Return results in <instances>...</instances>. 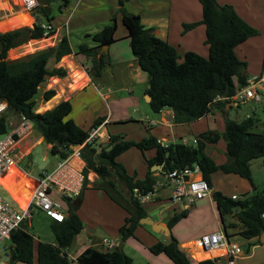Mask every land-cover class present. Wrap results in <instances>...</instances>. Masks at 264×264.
Listing matches in <instances>:
<instances>
[{
  "label": "trees",
  "instance_id": "16d2710c",
  "mask_svg": "<svg viewBox=\"0 0 264 264\" xmlns=\"http://www.w3.org/2000/svg\"><path fill=\"white\" fill-rule=\"evenodd\" d=\"M52 1L54 0H40L41 14H45L50 29L43 28L39 23L33 28L23 27L0 32V99L9 104V111L0 119L2 134L11 129L10 115L15 113L20 119L25 118L33 124L34 129L50 145L51 154L58 156L60 160L66 159L76 147L82 146L80 156L85 162L86 182L89 172L94 171L99 176L94 188L104 191L128 214L119 230L121 242L135 237L137 228L141 226L140 221L148 217L139 194L147 195L155 190L158 177L151 171L154 165L163 164V171L160 172L165 175L168 171L184 169L197 163L202 169L203 178L211 187L212 175L218 171L238 175L252 183V163L262 159L264 168V131L254 130L259 122L255 116H249L242 121L226 116L223 135L216 131L200 134L196 137V147L182 142L163 147L156 139L144 144L119 136L117 138L116 135L107 145L87 143L91 130L99 126L103 119H98L89 130L83 129L73 119H68L73 112L70 100L62 101L45 112H37L40 104L35 97L45 82L52 77L64 78L68 75L64 68L48 69L50 59L54 58L59 62L72 54L68 36H63L57 46L32 56L9 62L7 57L13 48L56 34L57 31L49 19ZM61 1L65 7L70 2ZM129 1L118 0V4L122 12V22L128 30L132 54L141 70L148 75L150 88L147 94L152 98V110L155 113H160L166 108L173 110L176 124L199 120L213 109L226 114V107L232 101L215 102V99L233 97L247 84L248 64L238 57L236 49L259 32L248 24L232 5L220 4L217 0H199L203 19L184 24V33L204 24L210 55L205 58L189 51L180 62L175 46L155 35L153 29L147 28L139 14L126 10ZM117 29L114 17L112 24L105 26L100 32L85 35L95 46L86 43L78 46L77 54L91 62L87 71L93 79L102 77L107 56L105 48L119 41L116 38ZM55 95V90L45 91L43 102L50 101ZM222 136L226 141L228 161L218 165L207 149L209 145L218 143ZM138 146L146 150H157V155L148 160L149 171L145 179L130 175L118 160ZM212 197L222 226L230 238L241 236L245 240L256 239L258 244H264V193L251 199L242 197L240 200H233L220 192H214ZM60 201L65 220L52 223L56 243L36 241L28 231H15L11 240L4 246L5 254H0V264H35V260L36 264H71L67 249L85 228L78 214L83 203V193L76 199L62 198ZM187 212L175 214L168 221V226L172 229ZM226 215L233 217L235 221L227 224ZM229 228L233 232L230 233ZM150 251L155 255L165 254L175 264H194L174 236L169 242L159 241L150 247ZM77 261L79 264H133L132 259L125 252H120L118 247L108 252L89 247ZM200 264H218V260L208 259Z\"/></svg>",
  "mask_w": 264,
  "mask_h": 264
},
{
  "label": "crops",
  "instance_id": "0c3cea01",
  "mask_svg": "<svg viewBox=\"0 0 264 264\" xmlns=\"http://www.w3.org/2000/svg\"><path fill=\"white\" fill-rule=\"evenodd\" d=\"M217 1L220 4L232 5L235 8L236 12L248 24H250L259 32L257 36L248 39L246 42L238 46L236 49V53L241 60L247 62L248 64L246 71V75L248 76V78L261 76L264 70V0ZM169 7V15L158 17L152 22H149V24H147L145 19L140 15L142 17L143 24L146 27L153 29L155 35H157L159 38L168 41L170 44L177 48L178 54L180 56V62L184 60L185 54L189 51L196 52L199 55L208 58L210 55V51L209 45L206 44V26L204 24H200L189 32L184 33V24L198 22L203 19V10L200 1L169 0ZM175 8L180 9L179 14H176ZM58 30L59 28L56 29V34L50 38L31 40L24 45L11 49L8 52L7 61L9 62L20 60L32 56L40 51L57 46L63 37V35H60ZM64 36H68L69 38V42L72 48V54L65 56L59 62H56L54 58L50 59L48 63V69L52 70L54 68H64L67 70L68 75L64 78L52 77L45 82L41 96H43L45 91L51 89L56 91V95L46 103H44L42 99L43 103L40 104V107L44 109L42 112L54 108L62 101L70 100L72 102L75 98L80 97L81 101L86 100L88 102L87 105H90L88 113L90 114L92 121H94L95 123L98 119H103L101 124L107 122L103 130L112 137L116 135V137L119 136L124 139L126 136L127 140H134L136 142H142L144 144L151 139H156L160 145L166 147L170 144H177L179 142L192 143L190 139H192L193 134L195 135V137H197L198 135L206 133L208 131H216L215 128L210 127L211 125L209 126L208 122H217L219 113H222L225 118L226 116L230 118L232 107L240 105V102H232V105L230 107L227 105L226 114L219 110L213 109L207 116L185 124H176L174 122V112L171 109L166 108L163 109L160 113L152 112V115H150V109L148 108H151V106L150 102L146 99L149 86L142 94V98L144 100L143 104L141 102L140 96L134 95L132 99L131 97L124 98L120 96L119 91L124 88L118 89L116 88V86H109L106 83L104 74H102V77L99 78L100 82L95 83L97 80L93 79L91 74H89V72L87 71V68L91 66V62L85 59V57L81 55L79 56L77 54L79 45L86 43L90 46H95L93 41L91 39H87L85 41L79 40L77 42L76 49L72 44L71 35L67 33ZM113 45L108 48L109 52H111ZM114 53L119 54L120 52L116 50L114 51ZM101 81L103 82L101 83ZM115 81V83L119 82V78L117 77ZM100 86H102V88H107L106 93H102L99 90ZM132 113H140L141 115L140 117L133 118L129 116V114ZM249 116L250 114H247L245 118ZM16 119L18 121H15L14 124L12 123L13 125L21 120L17 115ZM73 120L75 121V119ZM205 120H207V123L203 124V128L195 127V124H199L201 122H204ZM263 131L264 126L261 132ZM43 140V137H40L38 141L33 144L29 140L30 142L27 144L26 148L23 151L22 148L24 145L21 144L18 152L17 164L24 157L31 154L32 149ZM97 144L102 145L100 143ZM214 145L215 144H211L208 146V154L215 160L218 165L225 164L228 161L226 145L224 147V150L222 151L223 153H221L222 158L220 161L217 160L216 155L214 154L215 150L212 151V146ZM156 155V149L146 150L142 146H138L130 151V153L121 156L119 162L123 165L125 170L130 175H136L137 179H145L149 171L148 160L154 158ZM255 161H259L261 166L263 167L262 159ZM73 162L79 167L85 166L84 162L79 163L77 159H73ZM17 164L13 167L14 170L18 171V173H20L21 175L29 178L28 174L25 171L20 170ZM13 168L0 180V187H2L6 191H9V193L10 186H8V183H6L3 179L10 176ZM44 172L48 171L46 170ZM152 172H154V175L158 177V181L156 184L158 185V187L156 188L157 197L145 204L148 217H150L157 223L168 225V221L170 220V218L177 213H181L182 211H188V215L186 216L188 217L187 220H190L193 215L196 217V215L201 214V210L203 208L199 207H204L205 205H201L198 207V203H195L196 205H188L185 203V201L179 204L173 203L171 201V187L164 183V175L162 174V172ZM18 179H20V177L17 176L15 180ZM29 179L31 180L32 187L38 180H32L31 178ZM211 180V188L213 193H222L221 188L218 187L213 176ZM98 181L99 177L94 178L89 174L88 182H86V187L83 192V203L78 211L81 220L85 224V228L79 234V236H76L78 238L76 241L74 240L75 243L73 242L75 245L79 246L76 253L72 254L67 252L71 260V264H79L77 258L86 249H88L89 247H94V244L100 243L104 239L114 241L118 244L121 243L119 230L124 225L128 214L123 208L112 201L104 191L94 188L95 183ZM236 181L241 184L238 179H236ZM9 195L10 194H8V196ZM234 195L238 194H232V196ZM205 201H207L210 207L213 209V213L216 215V222L212 223L206 228L203 227L201 230H195V227L197 225L195 222L194 224L190 223L188 225H184L181 223L176 224L171 229L172 235L179 241L180 247L192 258L194 264H200L202 261L211 258H217L218 264H227L226 257H219V255L216 253H204L203 251H201V248L198 245V241L203 235L214 233L221 229H224L220 220L219 211L214 200L207 198L202 200L201 202ZM206 208H208L207 205ZM204 211L207 212L206 209ZM190 228L193 233H196V231H198L197 234H200V237H195V234H193L192 236H188ZM186 229L187 233L185 232ZM240 237L241 236H234L232 237V240L244 246L245 242H242L243 238ZM36 241L45 242L40 238ZM159 241L169 242L170 240L164 233L155 232L148 225H141L137 228L135 237H131L126 242H124L123 249L124 252L132 259L133 264H175L165 254L155 255L150 251V247L157 244ZM246 241L247 245L252 248L249 249L248 254H246L245 256H241L237 260V264H249L250 262L252 264L264 263V244H258L256 239ZM46 242L55 244L56 240H47ZM259 250H261V253H258ZM127 251L132 252V254H129ZM260 254L261 256H263L262 258L257 257ZM256 259H258L259 261Z\"/></svg>",
  "mask_w": 264,
  "mask_h": 264
},
{
  "label": "rangeland",
  "instance_id": "374dc122",
  "mask_svg": "<svg viewBox=\"0 0 264 264\" xmlns=\"http://www.w3.org/2000/svg\"><path fill=\"white\" fill-rule=\"evenodd\" d=\"M170 7L169 0H130L126 4V10L128 12L141 15L145 19L147 24L158 17L169 15ZM175 11L176 14H179L180 9L175 8ZM50 12V24L55 29L59 28L58 32L61 36H64L67 33L71 35L74 48H76L77 42L79 40H87L85 38L86 34L94 35L100 32L105 26L112 24V18L116 17V23L118 26L116 36L119 41L113 45L111 52H105L107 56L105 58V68L103 74L105 75L104 77L106 83L109 86H116V88L118 89L124 88L119 91L120 96L124 98L131 97V99L134 95L140 96L141 102L144 104L142 94L149 86L148 75L141 70L136 59L131 53L132 51L130 50L128 30L122 22V12L120 11L118 0H70L67 7L64 6L61 0H54L51 2ZM32 17L33 15H31L30 17L17 0L11 1L10 4L7 1L0 2L1 33L23 27L33 28L35 24L39 23L48 25L47 18L45 17L44 13L36 17V22H33ZM116 50L120 53H114V51ZM117 77L119 78V82L115 83V79ZM95 80H97L95 83L100 82L99 78ZM102 82L103 81H101V83ZM99 90L102 93H106L107 88H102V86H100ZM42 92L43 88L39 90V93L35 97L39 104L43 103V96H41ZM80 99V97H77L71 102L74 107V112L71 113L68 119H75L76 123L80 127L85 130H89L94 124V121H92L90 114L88 113L90 105H87L88 102L86 100L81 101ZM148 109H150L149 113L150 115H152L151 113H154V111L152 110V108ZM43 110L44 109L40 107L38 112L42 113ZM247 114H250V116H255L259 120L254 130L257 132H261L264 126V103H256L253 101L240 102L239 106L232 107L230 118L232 120L241 121ZM140 115V113L129 114V116L133 118L140 117ZM10 117L13 124L15 123V121H18V118L16 119L15 113H11ZM225 120V116L222 113H219L217 122L211 123L209 121L208 123L209 126L211 125V128H215L217 132L223 135L225 131ZM204 123H207V120L199 124H195V127L203 128ZM40 137V133L33 129V132L21 143L24 145L22 151L26 148L27 144L30 141L32 142V144L36 143ZM124 139L127 140L126 136ZM195 139L196 137L193 134L192 139H190L192 143L190 144L196 147ZM225 145L226 141L222 136L220 141L212 146V151L215 150L214 154L219 161L222 158L221 153H223L222 151L224 150ZM118 160L120 161V158ZM59 161L60 158L51 154L49 145L43 140L32 149L31 154L20 160L17 166L20 170L25 171L28 174L29 178H31L32 180H37L44 171H52ZM251 170L252 183L249 180L244 179L238 175L227 174L222 171H218L212 176L215 178L216 183L218 187L221 188V192L224 196L231 197L232 194L236 193L239 196H242L243 199H251L255 195L264 193V168L261 166L259 161H255L252 163ZM89 174L94 178L99 177L94 171H90ZM15 175L20 177V179L15 180L17 178V176ZM29 178L21 175L13 168L10 176L3 179L6 183H8L7 185L10 186V193L9 191H6L2 187H0L1 195L9 200L19 211H25V208L28 206L29 201L34 193L32 191V183ZM236 179H238L241 184L238 183ZM253 187L256 189L255 191L253 190ZM8 194L10 195L8 196ZM197 203L198 207L201 205H205L204 207H199L203 208L201 210V214L196 215V217L193 215L190 220H187V212V215L182 217V219L177 224L181 223L184 225H188L190 223L194 224L195 222L197 224L195 230H201L203 227L206 228L212 223L216 222V215L213 213V209L210 207L208 202L200 201L196 202V204ZM206 205L208 208H206ZM205 209L207 212L204 211ZM225 221L227 224H229V222H233L235 220L233 219V217L226 215ZM53 222L54 221H52L51 218H49L44 212L36 210L31 222L32 225L30 228H28V231L34 238H36V240L40 238L45 242L47 240L54 241L56 240V238L51 228ZM228 231L230 233L233 232L230 228L228 229ZM185 232L187 233V229ZM197 232L198 231H196V233H193L190 228L188 236H192L193 234H195V237H200V234L198 235ZM77 238L78 237H76L75 241L77 240ZM242 242H245L244 246L241 245L243 249L245 248L242 256H245L246 254H248L249 249L252 247L247 245V241L245 239H242ZM74 243L69 249H67V252L72 254L76 253L79 246L75 245ZM127 252L129 254H132V252L130 251ZM258 253H261V250H259ZM0 254H5L4 247L0 248ZM257 257L262 258L263 256H261L260 254ZM249 264L252 263L250 262Z\"/></svg>",
  "mask_w": 264,
  "mask_h": 264
},
{
  "label": "built area",
  "instance_id": "2783aa9c",
  "mask_svg": "<svg viewBox=\"0 0 264 264\" xmlns=\"http://www.w3.org/2000/svg\"><path fill=\"white\" fill-rule=\"evenodd\" d=\"M4 1L10 4L13 0H0V2ZM17 1L30 17L33 15L32 18L36 22V17L41 15L40 0ZM42 27L51 28L46 24H42ZM216 101L264 103V70L261 76L248 78L247 84L241 87L233 97H218ZM8 111V102L0 99V119ZM106 123L91 130L87 143L104 145L111 143L112 136L103 130ZM33 129V124L29 120L21 118L15 125L11 123V129L7 133L0 132V180L17 164L20 145L33 132ZM81 148L82 146L76 147L73 153L66 159L60 160L52 171L44 172L40 176L32 187L34 193L25 211H19L0 193V248L11 240L15 231H28L36 210L44 212L52 221L65 220L60 199H76L84 192L86 186L85 166L79 167L73 162V159H77L79 163L84 162L80 156ZM164 183L171 187V201L175 204L185 201L186 204L193 205L207 198L213 199L212 188L203 178L202 169L197 163L184 169L166 172ZM157 187L158 185L147 195L139 194L144 205L157 197ZM232 199L240 200L242 197L234 195ZM198 245L204 253H216L219 257H226L227 264H237V260L244 252L243 247L233 241L224 229L203 235ZM118 246V243L107 239L94 244L95 248L105 252L112 251Z\"/></svg>",
  "mask_w": 264,
  "mask_h": 264
},
{
  "label": "water",
  "instance_id": "95a60500",
  "mask_svg": "<svg viewBox=\"0 0 264 264\" xmlns=\"http://www.w3.org/2000/svg\"><path fill=\"white\" fill-rule=\"evenodd\" d=\"M105 51L107 52L108 51V47L105 48ZM149 88H150V85H149ZM149 102H151L152 98L150 95H147V98H146ZM232 105V103L228 104V106L230 107ZM163 167L164 165L163 164H160V165H154L152 167V171H163ZM140 224L141 225H148L150 226L153 231L155 232H162L164 233L169 240H171L173 238V235H172V230L171 228L168 226V225H164L162 223H157L155 222L153 219H151L150 217H146L144 219H142L140 221ZM262 242L264 243V236L262 237ZM124 242H121L118 246V249L120 252H124Z\"/></svg>",
  "mask_w": 264,
  "mask_h": 264
},
{
  "label": "bare ground",
  "instance_id": "6f19581e",
  "mask_svg": "<svg viewBox=\"0 0 264 264\" xmlns=\"http://www.w3.org/2000/svg\"><path fill=\"white\" fill-rule=\"evenodd\" d=\"M33 22H34V20H33ZM9 201V200H8ZM10 202V201H9ZM11 203V202H10ZM12 204V203H11ZM13 205V204H12ZM14 206V205H13ZM15 207V206H14Z\"/></svg>",
  "mask_w": 264,
  "mask_h": 264
}]
</instances>
